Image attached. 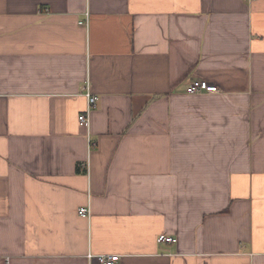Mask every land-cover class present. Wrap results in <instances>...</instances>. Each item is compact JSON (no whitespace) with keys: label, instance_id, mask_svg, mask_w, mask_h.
Wrapping results in <instances>:
<instances>
[{"label":"crops","instance_id":"1","mask_svg":"<svg viewBox=\"0 0 264 264\" xmlns=\"http://www.w3.org/2000/svg\"><path fill=\"white\" fill-rule=\"evenodd\" d=\"M88 255L264 264V0H0V264Z\"/></svg>","mask_w":264,"mask_h":264},{"label":"built area","instance_id":"2","mask_svg":"<svg viewBox=\"0 0 264 264\" xmlns=\"http://www.w3.org/2000/svg\"><path fill=\"white\" fill-rule=\"evenodd\" d=\"M244 1H254V0H244ZM87 17V15H86ZM88 21L86 18V21L84 24L87 25ZM187 93L189 95H198L201 93H206V94H217L221 93V90L215 86L208 85L207 82L205 81H193L189 84L187 88ZM86 99H87V106L88 110L86 113L81 114L78 117V123L80 127H86L89 124V111L93 109L96 105L97 102V97L90 94L89 92L86 93ZM78 215L79 217L83 219H87L90 216L89 209L88 208H80L78 210ZM158 243L161 244H174L176 243V239L168 236L161 235L158 238ZM89 261H95L98 264H116L119 261V257L116 255H100V256H93V255H88Z\"/></svg>","mask_w":264,"mask_h":264}]
</instances>
